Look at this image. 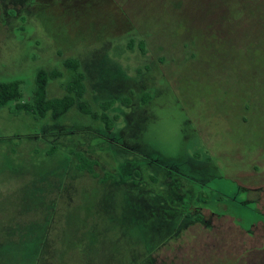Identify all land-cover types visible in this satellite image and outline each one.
<instances>
[{
  "label": "rangeland",
  "instance_id": "obj_1",
  "mask_svg": "<svg viewBox=\"0 0 264 264\" xmlns=\"http://www.w3.org/2000/svg\"><path fill=\"white\" fill-rule=\"evenodd\" d=\"M185 1L0 0V82L60 98L77 60L113 123L0 110V264H264V42L187 44L220 13Z\"/></svg>",
  "mask_w": 264,
  "mask_h": 264
},
{
  "label": "trees",
  "instance_id": "obj_2",
  "mask_svg": "<svg viewBox=\"0 0 264 264\" xmlns=\"http://www.w3.org/2000/svg\"><path fill=\"white\" fill-rule=\"evenodd\" d=\"M144 1L146 6L148 2L151 3L153 0ZM157 1L158 3H155V8L162 6L159 5L160 2H167L168 0ZM196 2L203 7H206L209 2V11H218L220 15L214 17L204 31L202 30L203 27L193 24L190 19H188L190 23L189 26H187L183 21L185 19L182 20L179 18L178 21L181 19L182 25L186 26L188 29V31L181 34L185 35L187 44H190L192 41L197 43L198 40H208L209 48L214 49L216 47H220L219 45L223 41L229 42L230 35L223 31H219L220 29L217 31L216 26L219 27V22L223 23L225 26L227 24L236 26L239 23L242 24L247 21L251 22L252 30H254V36L250 41L243 43L247 45L245 49H250L249 44L257 46L264 42V0H196ZM186 3L187 1L185 0H173V12L170 17H173L174 19L175 16L177 17V15H181V11ZM231 11L240 16L239 21L238 19L236 20V18H232L230 16L234 14H232ZM235 33L236 34H231V36L233 39V36L236 35L237 41L232 42L235 46H237L239 44L236 43L241 42L244 34L239 31ZM141 47H146V43L141 42ZM65 65L68 69H71L74 72L71 81L66 87L67 95L60 98L49 99L47 95L49 81L52 79H59L62 74L59 70H41L37 73L35 79L36 88L33 93V99L30 102L22 101L23 93L21 88L22 84L20 82H0V110L9 104H14L15 108L19 111L32 113L42 119L49 115L53 121H58L70 110L77 107L83 114L90 116L95 120L102 121L107 129H112L113 123L107 114L104 113L103 115H98L91 110L89 104L85 101L78 102L80 99H83L86 93L85 75L80 71V63L77 60L69 59L66 61ZM113 104L114 103L112 101L104 102L101 108L106 112V110L108 111L111 109ZM84 166V163H79L78 167H82V170H84ZM91 171L92 174H94V168ZM203 219V216L199 215L196 219H194V221L199 222Z\"/></svg>",
  "mask_w": 264,
  "mask_h": 264
},
{
  "label": "crops",
  "instance_id": "obj_3",
  "mask_svg": "<svg viewBox=\"0 0 264 264\" xmlns=\"http://www.w3.org/2000/svg\"><path fill=\"white\" fill-rule=\"evenodd\" d=\"M212 213V212H211ZM218 217V216H217ZM220 218V217H219ZM221 219V218H220Z\"/></svg>",
  "mask_w": 264,
  "mask_h": 264
},
{
  "label": "flooded vegetation",
  "instance_id": "obj_4",
  "mask_svg": "<svg viewBox=\"0 0 264 264\" xmlns=\"http://www.w3.org/2000/svg\"><path fill=\"white\" fill-rule=\"evenodd\" d=\"M257 44H258V41H257Z\"/></svg>",
  "mask_w": 264,
  "mask_h": 264
}]
</instances>
